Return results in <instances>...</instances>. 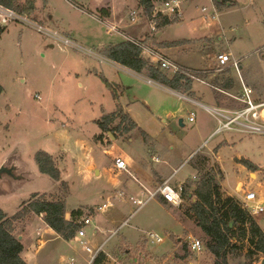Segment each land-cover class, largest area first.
Returning <instances> with one entry per match:
<instances>
[{
  "label": "rangeland",
  "instance_id": "obj_1",
  "mask_svg": "<svg viewBox=\"0 0 264 264\" xmlns=\"http://www.w3.org/2000/svg\"><path fill=\"white\" fill-rule=\"evenodd\" d=\"M73 1L36 0L34 14L28 17L95 54L64 45L20 21L1 25L6 28L0 35V164L17 166L21 178H0V207L11 218L36 194L48 200L64 198L67 211L83 206V216L90 219L83 226L84 235L76 233L69 241L56 238L57 233L46 229L34 214L14 220L13 233L22 236L25 249L34 254V264H91L84 244L92 250L101 246L107 258L104 264H212L204 235L189 210L191 200L173 206L156 196L137 209L118 197L121 190L139 195L142 187L152 189L148 176L154 171L168 176L174 186L190 182V189L209 172L221 194L237 198L246 208L254 203L248 202L247 207L242 201L244 193L255 192L263 211L251 213L264 230V135L224 130L203 136L217 125L211 114L99 57L104 44L139 36L106 33L105 23L93 12L75 5L83 0ZM163 1L156 6L160 8ZM180 6L182 18L160 26L158 39H191L184 45L188 51L173 58L193 66L210 63L211 71L222 75L229 67L218 68L214 59L226 51L239 60L238 70L230 67L234 87L228 92L237 94L243 81L254 96L264 99V0H235L231 6L220 7L213 0H180ZM135 9L139 12L135 22L129 20L126 8L121 12L130 27L144 16ZM146 30L143 24L141 31ZM146 44L157 45L153 40ZM185 69L193 78L194 98L222 107L237 105L209 82H201L208 81L203 76L209 72ZM103 75L117 88L118 102L137 124L130 131L111 133L114 140L96 124L117 103L105 88ZM190 111L195 113L194 121L188 120ZM221 138L227 142L218 143ZM39 150L53 156L68 185L66 193L58 181L39 172L34 161ZM116 157L124 159L130 174L114 167ZM204 157L208 161L200 165ZM107 201L108 207L96 210ZM149 232L162 240H151ZM189 235L203 243L199 252L188 248ZM244 259V253L230 255L228 264ZM263 259L260 256L256 263Z\"/></svg>",
  "mask_w": 264,
  "mask_h": 264
},
{
  "label": "trees",
  "instance_id": "obj_2",
  "mask_svg": "<svg viewBox=\"0 0 264 264\" xmlns=\"http://www.w3.org/2000/svg\"><path fill=\"white\" fill-rule=\"evenodd\" d=\"M0 0V4L11 8L23 15L31 14L36 7V0ZM73 1V0H72ZM137 6L147 18L151 15L156 4L162 0H136ZM217 6L227 3L235 4V0H213ZM74 2V1H73ZM75 5L78 6L77 3ZM94 14L104 16L105 8H96ZM167 22H163L162 27ZM6 26L0 25V35ZM100 54L111 61L123 65L136 73L152 79L175 91L194 96L192 91L193 78L188 75L187 69L176 71L173 75H167L159 63H154L141 55V48L130 40L119 43H109L100 48ZM230 67L220 74L204 75L208 82L222 90L229 91L234 87V78L231 76ZM196 73L199 74L198 71ZM191 75H194L191 73ZM202 76V75H201ZM106 87L109 82L103 78ZM2 86L0 84V94ZM101 132H111L118 135L117 131L124 133L137 127L131 117L123 112L120 106L115 110L104 113L96 120ZM144 137L147 134L142 131ZM100 138L102 134L98 135ZM118 137L115 136V139ZM207 157L202 158L200 165ZM34 161L40 173L46 174L58 181L68 191L66 181L61 177V171L57 167L53 156L46 151L39 150L34 155ZM251 170L253 165L243 160ZM190 182L182 183V198L191 200L189 210L195 216L196 225L204 235V246L212 256V264H228L230 255L244 253V260L240 264H257L260 256L264 257V230L255 220L251 211L244 207L237 198L220 192L215 176L209 172L201 175L199 180L192 185ZM191 198H194L192 200ZM161 202H164L160 198ZM85 207L65 209L64 198L48 200L44 197L33 195L32 199L22 204L21 208L11 218L0 207V264H29L21 257L22 242L13 233V221L23 218L28 214L43 215V221L53 229L62 239L72 240L79 229L78 220L84 214ZM69 212V218L65 217ZM203 244V243H202ZM246 248V249H245ZM245 250V252H242ZM106 254L99 251L91 264H104Z\"/></svg>",
  "mask_w": 264,
  "mask_h": 264
},
{
  "label": "built area",
  "instance_id": "obj_3",
  "mask_svg": "<svg viewBox=\"0 0 264 264\" xmlns=\"http://www.w3.org/2000/svg\"><path fill=\"white\" fill-rule=\"evenodd\" d=\"M70 2H73L72 0H68ZM162 7V8H161ZM205 10V8H202ZM139 12L134 8L130 10L129 12V20L131 22H135L138 18ZM100 21L105 23L106 31L108 34H121V31L119 30V27L115 24L106 23L105 20L101 18V16L96 15ZM182 18V10L180 6V0H164L161 3L160 8L155 6L153 12L151 15L147 18L148 28L151 34L157 33V31L161 28V24L163 22H167V24L171 23L175 20H180ZM14 21H20L31 28L35 29L36 31L45 34L59 42H61L64 45H69L73 48L79 49L83 51L84 53H92L91 50H87L84 47L79 46L74 41H72L69 37L63 36L58 34L56 31L51 30L42 24L32 21L27 15H23L18 13L17 11L5 7L0 4V25H6L10 22ZM123 35V34H121ZM126 40H130L135 45L139 46L141 48V55H146L149 57V60L153 61L154 63H159L160 67L163 70H171L173 73H175L178 70L184 69L181 66H178L177 64L171 62L164 56L158 54L156 51H154L150 46L143 43L142 40L138 38H127ZM216 65L218 68H224V67H235L238 70V63L239 60L231 58L230 53L223 51L216 54ZM145 81L148 84L158 85L155 81L152 79L146 78ZM203 82V80H201ZM242 87L237 94H230L228 91L222 90L218 87H214V89L217 92L223 93L225 95L230 96L234 102L237 103V105L232 108L230 107H222L219 105H205L201 102H197L199 106L204 108L206 111H208L217 121V126L214 129L213 134L220 133L224 130H233L241 133L246 134H258V135H264V100H258L255 97H253L252 89L245 85L243 81H241ZM179 96L190 100L189 97L178 93ZM35 98H40L37 94H35ZM195 119V113L193 111H190L188 113V120L194 121ZM114 167L118 170H124L128 174L130 172L127 170L126 162L124 159L120 157H116L114 161ZM132 177L135 179V177L132 175ZM182 192V184H179L177 186L171 185L169 183V179H165L156 186H154L152 189L148 188H142L139 195H135L133 193H130L126 195L124 191H120L118 193V197L120 199L128 200L132 204L137 206L138 208H141L146 202H148L150 199H153L156 196H159L162 198V200L166 203H169L173 206H179L183 202V198L181 195ZM127 197V198H126ZM242 201L247 206L248 202H253L254 205L249 208L250 211L253 212H262L263 208L259 206V199L255 192L253 191H246L242 197ZM110 204L109 201L102 203L101 205H98L96 207L97 211H103L106 207H108ZM43 216L42 214H40ZM90 222L89 216H83L79 218V229L77 230L78 236H83V226L85 224H88ZM148 237L151 240H155L157 242H160L162 239L157 233L149 232ZM84 244V241H82ZM188 248L191 252H199L203 244L200 239L193 237L191 235L188 236L187 240ZM85 250L90 254V261L94 259L96 254L102 250L101 246H98L95 250H92L89 246L85 245Z\"/></svg>",
  "mask_w": 264,
  "mask_h": 264
},
{
  "label": "crops",
  "instance_id": "obj_4",
  "mask_svg": "<svg viewBox=\"0 0 264 264\" xmlns=\"http://www.w3.org/2000/svg\"><path fill=\"white\" fill-rule=\"evenodd\" d=\"M78 4V3H77ZM79 7H82V10L84 11H89V12H95L96 8H105L106 11H107V14L104 15V16H101V18L103 20L106 21V23H113L115 24L116 26L119 27V30L121 31V34L123 35H126V34H130L132 35L133 33L134 34H137V36H139L138 39L142 40L144 44H146L147 42H150L151 40H153L157 45H153V46H150L154 51H156L158 54L164 56L165 58H167L168 60H170L171 62L175 63V64H178L180 65L181 67H183L184 69L185 68H190V69H194V70H206L207 72H210L212 74H214L211 70V67L209 66V64H201V65H196V66H193V65H187V64H183L179 61H177L176 59H174V55H178L180 51H184V52H187L188 51V46H184L186 45L187 41L191 40V39H185V38H180V39H177V40H174V41H170V42H167V41H161V40H158L162 31V27L157 31V33H155L153 36H151V33H149V28H148V23H147V19L143 16H139V22L134 24L133 23V26L130 27V25H132L131 23L128 24L127 22H129L128 20V17L126 18L125 15H121V12L124 8L127 9L128 11V14L130 12V10L134 9L135 7L138 8L137 6V1L136 0H83L81 1V5L78 4ZM231 6V5H229ZM36 8V7H35ZM139 9V8H138ZM140 10V9H139ZM34 14V12H33ZM92 14V13H91ZM93 16L97 19H99L95 14H93ZM99 16V15H98ZM145 24L146 27H147V30L145 33H143L141 31V27L142 25ZM138 25H141V27H138ZM105 31H106V28H105ZM107 33V31H106ZM119 34V35H121ZM112 35V34H110ZM122 36V35H121ZM68 37V36H67ZM126 40L125 38H123L122 41ZM120 41V42H122ZM119 43V42H117ZM185 43V44H183ZM112 44H115V43H112ZM107 45V44H106ZM147 45V44H146ZM52 46V45H51ZM105 46V44L103 45ZM149 46V45H148ZM181 46H183L182 48H180ZM190 47V46H189ZM166 49L168 52H164L163 50ZM92 54H95L92 52ZM99 56V55H98ZM101 57L102 59L106 60L107 62L111 63L112 65H115V66H118L120 68H123L124 70L128 71L129 73H132L136 76H140L142 77V79L145 81L146 77L136 73L135 71L123 66V65H120L114 61H111L109 60L108 58L104 57V56H99ZM144 58L148 59L149 60V57L146 56V55H143ZM216 57V56H215ZM151 61V60H150ZM215 63H216V59H214ZM153 62V61H152ZM205 69H200L201 67ZM173 73V72H172ZM174 74V73H173ZM173 74H170L173 75ZM168 75V74H167ZM103 78H105L107 80V77L105 75H103ZM202 82V81H201ZM203 82H207L208 81H204ZM104 83V82H103ZM157 83V82H156ZM105 85V84H104ZM158 86H161V88H163L164 91L168 92V93H171L173 95H178V91H175L171 88H168L162 84H159L158 83ZM105 88L111 90L112 92V96L114 98V100L117 102L116 103V107L117 106H120L123 110V112L127 113L125 110H124V107H122V105L120 104V102H118V99H119V93L117 92V88H115L114 86H110V87H106ZM215 90V89H214ZM187 97L190 98V100L188 99H185L181 96H179L181 99H184L185 101H188L198 107H201L197 104V102H201L203 103L202 101L200 100H197L196 98L192 97V96H189L188 94H185V93H181ZM253 97H256L253 95ZM257 98V97H256ZM259 100V98H257ZM264 100V99H262ZM205 105H209V106H213V105H217V104H213V105H210V104H206V103H203ZM202 108V107H201ZM204 109V108H202ZM205 110V109H204ZM206 111V110H205ZM208 112V111H206ZM189 113V112H188ZM209 113V112H208ZM128 114V113H127ZM210 114V113H209ZM129 115V114H128ZM132 119V118H131ZM133 120V119H132ZM134 121V120H133ZM135 122V121H134ZM136 123V122H135ZM181 125H183L182 123H180ZM217 126V125H216ZM216 128V127H215ZM214 130H212L211 132L210 131H205L203 133V136H206L207 135V138L209 136L212 135ZM206 138V139H207ZM205 139V140H206ZM223 143V142H227V139L225 138H221L218 143ZM214 151L217 150V148H214L213 149ZM191 155V153L189 154V156ZM56 162V161H55ZM6 164V162H3ZM135 177V176H134ZM149 180L152 182V188L154 186H156V184H158L159 182L165 180L168 178V176H164L162 175L161 173L157 172V171H154V174L153 175H149L148 176ZM135 179L138 181V179L135 177ZM140 183V182H139ZM143 188V187H142ZM165 204V202H162ZM37 216V218H39L41 221H43V216H38V215H35ZM67 217L69 218V212H67ZM43 224L45 225L46 229H48L49 231H53V229H51L47 224H45V222L43 221ZM22 237V236H21ZM57 237H60L59 235L56 234V238ZM24 239V237H23ZM22 242V245H23V249L21 251V256L25 259V261L29 264H34L35 263V258H34V254H31V253H28L27 250L25 249V246H24V241L23 240H20ZM72 242V241H71ZM73 243V242H72ZM27 256L29 257L27 259Z\"/></svg>",
  "mask_w": 264,
  "mask_h": 264
},
{
  "label": "water",
  "instance_id": "obj_5",
  "mask_svg": "<svg viewBox=\"0 0 264 264\" xmlns=\"http://www.w3.org/2000/svg\"><path fill=\"white\" fill-rule=\"evenodd\" d=\"M226 5L229 6L230 4L227 3ZM181 121L182 120L180 119L179 122L181 123ZM107 135L108 136H112L111 132H109V131L107 132ZM111 138H112V140H114V137L113 136ZM16 169H17V166H15L14 164H11V165H7L5 163L0 164V178L3 175H8V176H10L12 178H15V179L21 178V175L20 174H17L15 172ZM17 239L20 240L21 239V236H18ZM261 264H264V259L261 261Z\"/></svg>",
  "mask_w": 264,
  "mask_h": 264
},
{
  "label": "flooded vegetation",
  "instance_id": "obj_6",
  "mask_svg": "<svg viewBox=\"0 0 264 264\" xmlns=\"http://www.w3.org/2000/svg\"><path fill=\"white\" fill-rule=\"evenodd\" d=\"M6 164H7V163H6ZM7 165H8V164H7ZM15 172H16V173L20 172V171H19V169H18V167H17V169H16V171H15Z\"/></svg>",
  "mask_w": 264,
  "mask_h": 264
}]
</instances>
